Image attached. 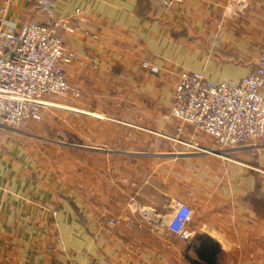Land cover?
<instances>
[{"label":"crops","instance_id":"1","mask_svg":"<svg viewBox=\"0 0 264 264\" xmlns=\"http://www.w3.org/2000/svg\"><path fill=\"white\" fill-rule=\"evenodd\" d=\"M41 1L88 18L63 35L81 57L65 68L79 95L0 126V264H191L200 236L221 247L218 264H264V136L225 149L167 117L182 72L240 83L264 61V0L0 8L22 30L50 22ZM177 202L193 210L188 239L167 227Z\"/></svg>","mask_w":264,"mask_h":264},{"label":"built area","instance_id":"2","mask_svg":"<svg viewBox=\"0 0 264 264\" xmlns=\"http://www.w3.org/2000/svg\"><path fill=\"white\" fill-rule=\"evenodd\" d=\"M167 8L186 0H161ZM40 4L50 13L47 25L28 24L19 30L4 17L0 8V126L21 127L28 121H40L49 96L73 93L65 68L81 57L65 43V34H74L88 21L86 14L56 17L52 6ZM148 67V63H144ZM264 61L240 83L213 82L199 72H182L175 87L167 117L195 126L225 148L250 145L264 136ZM193 210L177 202L168 229L188 239L187 224ZM120 223L109 219V228ZM75 264V263H71Z\"/></svg>","mask_w":264,"mask_h":264},{"label":"trees","instance_id":"3","mask_svg":"<svg viewBox=\"0 0 264 264\" xmlns=\"http://www.w3.org/2000/svg\"><path fill=\"white\" fill-rule=\"evenodd\" d=\"M200 245L195 246L197 259L191 264H218L221 247L208 236H200Z\"/></svg>","mask_w":264,"mask_h":264},{"label":"rangeland","instance_id":"4","mask_svg":"<svg viewBox=\"0 0 264 264\" xmlns=\"http://www.w3.org/2000/svg\"><path fill=\"white\" fill-rule=\"evenodd\" d=\"M73 95H75V94H73ZM75 96H76V95H75ZM61 97H63V96H59V97H56V96L51 97V96H49V97H47V98H48V99H49V98L51 99V98H61ZM42 119H43V111H42V118H41L40 121H34V120H31V121H28L26 125H28L29 122H38V123H39V122L42 121ZM26 125H24V126H26ZM24 126H21V127H24Z\"/></svg>","mask_w":264,"mask_h":264}]
</instances>
